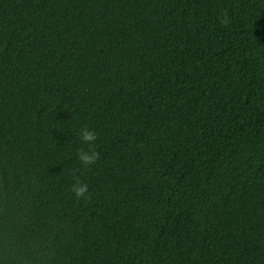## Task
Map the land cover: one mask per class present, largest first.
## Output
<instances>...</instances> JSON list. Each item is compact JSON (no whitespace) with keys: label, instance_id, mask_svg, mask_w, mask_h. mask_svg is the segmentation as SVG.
<instances>
[{"label":"trees","instance_id":"obj_1","mask_svg":"<svg viewBox=\"0 0 264 264\" xmlns=\"http://www.w3.org/2000/svg\"><path fill=\"white\" fill-rule=\"evenodd\" d=\"M0 264H264V0H0Z\"/></svg>","mask_w":264,"mask_h":264},{"label":"clouds","instance_id":"obj_2","mask_svg":"<svg viewBox=\"0 0 264 264\" xmlns=\"http://www.w3.org/2000/svg\"><path fill=\"white\" fill-rule=\"evenodd\" d=\"M224 22L227 23L226 20ZM80 138L84 143L91 145L96 140L97 137L93 131L84 128L81 130ZM98 155H99L98 152L91 149H89L88 151L81 150L78 153L80 162L85 166L95 163V161L98 159ZM87 192H88L87 184L77 183L76 185L73 186V193L77 198L84 197Z\"/></svg>","mask_w":264,"mask_h":264}]
</instances>
